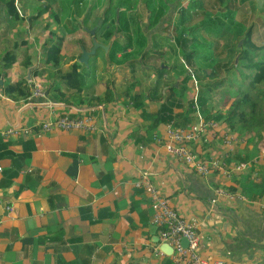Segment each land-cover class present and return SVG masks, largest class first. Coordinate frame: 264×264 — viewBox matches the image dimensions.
Returning a JSON list of instances; mask_svg holds the SVG:
<instances>
[{
    "label": "crops",
    "instance_id": "crops-1",
    "mask_svg": "<svg viewBox=\"0 0 264 264\" xmlns=\"http://www.w3.org/2000/svg\"><path fill=\"white\" fill-rule=\"evenodd\" d=\"M256 1L247 0L245 9ZM5 3L0 0V85L24 79L32 94L41 84L46 95L14 99L0 88V129L18 130L0 134V264H176L161 250L152 197L136 186L140 179L196 226L204 257L264 264V139L247 143L215 116L206 119L196 78L193 86L183 84L189 66L180 34L191 33L203 9L222 14L223 6L216 0H16L22 19L10 26ZM209 31L200 26L197 33L210 39ZM52 37L62 41L57 65L46 62ZM94 38L109 48H97L85 64L82 52L92 50ZM8 49L17 58L3 71ZM74 66L78 89L63 78ZM158 68L165 70L161 83H169L160 93ZM172 85L180 92L187 85V100L164 123L159 111ZM189 100L196 111H189ZM62 115L92 116L98 129H43ZM211 119L219 127L188 146L203 160L216 157L230 169L245 162L246 170L202 175L167 151L168 124L187 128ZM220 188L235 196L219 195Z\"/></svg>",
    "mask_w": 264,
    "mask_h": 264
},
{
    "label": "trees",
    "instance_id": "trees-1",
    "mask_svg": "<svg viewBox=\"0 0 264 264\" xmlns=\"http://www.w3.org/2000/svg\"><path fill=\"white\" fill-rule=\"evenodd\" d=\"M216 1L223 6L221 9L223 15L218 14V11L211 13L203 9L202 17L190 29L191 33L185 34L184 30L180 34L184 59L189 66L183 84H188L187 81H194L192 78H196L200 87L197 106L206 119L215 116L219 122H225L230 131L242 136L247 135V143L252 142L256 137L264 139V43L259 44L257 41L261 38H258L260 35L254 32L255 22L249 25L242 21L243 19L235 17L238 11L241 15L249 12L242 13L247 0H236L239 1L237 5L234 4L235 0ZM5 2L1 9L9 17L10 26H13L22 17L16 6V0H5ZM248 6L247 10L254 9L255 4L250 3ZM200 26L210 27V31L207 32L210 39H204L197 33ZM108 36L111 37L112 33L110 32ZM140 39L145 41V38ZM240 40H243L241 47L238 46ZM127 41L129 44L133 43L132 34L128 35ZM138 42L142 41L138 40ZM61 50L62 41L52 37L46 45V62L57 65L61 61ZM238 54L239 62L236 63ZM16 58L14 50H6L3 56V71L9 69ZM158 71V77L162 80L157 82L154 89L160 93L162 87L169 83H161L166 82L165 70L158 68ZM1 75L2 73H0V82ZM63 78L73 88H81L78 85L81 81V73L77 70V66H74ZM72 81L73 84L70 83ZM0 88L14 99L29 98L32 94L31 87L24 79L2 84ZM184 91H188L187 85L182 92L179 88L170 86L172 96L166 98V103L159 111L158 118L162 122L168 123L173 119L174 108L185 105L187 99L184 97ZM189 108L190 112L196 111L194 100H189ZM185 114L186 112L178 114L180 120L183 121ZM182 121L180 125H189V121Z\"/></svg>",
    "mask_w": 264,
    "mask_h": 264
},
{
    "label": "built area",
    "instance_id": "built-area-1",
    "mask_svg": "<svg viewBox=\"0 0 264 264\" xmlns=\"http://www.w3.org/2000/svg\"><path fill=\"white\" fill-rule=\"evenodd\" d=\"M46 95L41 84H36L34 93L31 98L43 97ZM0 96H3L0 92ZM219 122L216 120H201L200 122L191 125L187 128H181L174 125L173 122L168 124L167 142L165 143L167 151L183 160L202 175H208L214 168H223L226 173L234 171H244L248 168V164L241 162L236 164L232 169L225 168L223 162L219 158L209 157L208 160H203L188 146L189 143L201 139L210 130L218 128ZM43 129L46 131L64 130V131H82L93 132L98 129V124L94 117H70L62 115L55 120H49L43 123ZM18 133L15 128L1 130L0 134ZM225 143L229 146L233 143L231 135H226ZM3 170L0 166V171ZM137 187L144 186L146 191L152 197L153 206V223L160 228V238L163 242L169 243L174 248V261L176 264H243L228 261L223 258L208 259L204 257L201 251V238L196 230V226L186 220L181 214L171 205L169 200L161 194L159 188L145 179L136 181ZM218 194L226 197L235 196L234 194L220 188ZM264 208V204L262 205ZM11 210L10 205L6 206ZM3 223L0 217V227ZM186 237L189 241L187 247L183 245L182 239Z\"/></svg>",
    "mask_w": 264,
    "mask_h": 264
},
{
    "label": "rangeland",
    "instance_id": "rangeland-1",
    "mask_svg": "<svg viewBox=\"0 0 264 264\" xmlns=\"http://www.w3.org/2000/svg\"><path fill=\"white\" fill-rule=\"evenodd\" d=\"M246 11H250V10H246L244 8L242 13L246 12ZM238 19H240V20L243 19L242 21H245L249 25L251 24V22H255L256 24L254 25V32H256V35H260V37H258V36H256V37L261 38V40L258 39L257 41L259 44L264 43V0H257L256 4L254 6V9H252L251 14H250V12H248L244 15H241V17ZM238 46L241 47L239 45V43H238ZM193 85H194V83L192 84V86ZM196 93H197V91L195 92V95H193V96H196ZM228 108L229 107H227V109ZM245 137H248V136L246 135ZM260 139H263V138H257L256 137L254 140V143L257 144Z\"/></svg>",
    "mask_w": 264,
    "mask_h": 264
},
{
    "label": "water",
    "instance_id": "water-1",
    "mask_svg": "<svg viewBox=\"0 0 264 264\" xmlns=\"http://www.w3.org/2000/svg\"><path fill=\"white\" fill-rule=\"evenodd\" d=\"M91 33L94 34L95 33V29H93L91 31ZM242 44H243V40H240L239 45L242 46ZM99 47H102V48H105V49H108L109 48L108 45L102 44V43L98 42L96 40V38H94V47L92 48L91 51L83 50L82 55H81V58H80V61L83 62V63H85V64H88V60H89L90 56L92 54H95L96 51H97V48H99ZM238 61H239V54L236 57V62H238ZM28 78H29V80L31 79L30 72H29ZM182 242H183V245L185 247H187L188 244H189V241H188V239L186 237H183ZM161 250L164 253L168 254V255H172L173 252H174V248L169 243H167V242H163L162 243Z\"/></svg>",
    "mask_w": 264,
    "mask_h": 264
}]
</instances>
